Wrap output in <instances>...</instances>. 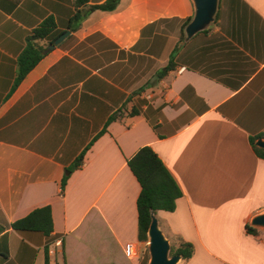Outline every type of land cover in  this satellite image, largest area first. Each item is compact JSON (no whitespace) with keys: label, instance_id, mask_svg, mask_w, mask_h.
Listing matches in <instances>:
<instances>
[{"label":"crops","instance_id":"obj_1","mask_svg":"<svg viewBox=\"0 0 264 264\" xmlns=\"http://www.w3.org/2000/svg\"><path fill=\"white\" fill-rule=\"evenodd\" d=\"M73 11L72 0H0V264H44L54 240L49 264H146L127 166L146 146L181 191L155 214L168 240L193 246L178 264H264V238L245 230L264 212V158L249 141L264 134V0H220L182 46L191 0H120L51 50L38 41L41 59L13 87L27 37L52 18L56 39ZM44 206L49 238L10 228Z\"/></svg>","mask_w":264,"mask_h":264},{"label":"trees","instance_id":"obj_2","mask_svg":"<svg viewBox=\"0 0 264 264\" xmlns=\"http://www.w3.org/2000/svg\"><path fill=\"white\" fill-rule=\"evenodd\" d=\"M89 1L90 0H72L74 11L68 23L70 31L73 32L77 30L82 22L94 11H114L120 0H105L103 3L96 5H90ZM190 20L191 19L187 20L183 25L180 40L184 39L183 30ZM54 28L55 23L53 19L47 18L27 37L26 47L18 59V73L13 87H16L24 76L41 59L45 50L38 46L37 42L46 39H49L51 42L55 40V37L50 38V34ZM172 58H170L166 67L156 73V79L162 78L168 71L173 69ZM116 117L117 114L111 116L107 123L115 120ZM105 131L106 130L104 129L101 134ZM263 136L264 134H261L257 137L249 138L253 151L262 158H264V150L256 147L254 142L257 138ZM84 154L85 152L77 158L74 168H77L82 164ZM127 166L140 186V193L136 202L138 214L137 239L138 242H147V229L150 224L151 213L156 214L159 211L173 212L176 206V200L181 197V191L159 157L150 147L146 146L140 148L133 157L127 160ZM66 181L67 178L62 180V189L64 188ZM10 228L18 233L36 232L49 238L53 232L50 208L48 206L36 208L24 218L13 222L10 225ZM245 230L248 234L253 236H257L259 232L258 229H255L248 224L245 225ZM3 231L4 228L0 226V234ZM176 241L178 242L176 246L170 245V255H179L182 261L189 260L193 253V246L180 239H176ZM44 262V264H49L48 245L45 248Z\"/></svg>","mask_w":264,"mask_h":264},{"label":"water","instance_id":"obj_3","mask_svg":"<svg viewBox=\"0 0 264 264\" xmlns=\"http://www.w3.org/2000/svg\"><path fill=\"white\" fill-rule=\"evenodd\" d=\"M220 0H191L193 15L190 22L184 28V39L179 43L182 46L197 33L205 31L216 19ZM66 30L59 35L48 47L51 50L60 44L68 35ZM254 145L264 150V136L257 138ZM150 224L147 229L148 264H178L181 261L179 255L170 256V243L159 227L154 213H151ZM249 225L255 229L264 231V212L253 216Z\"/></svg>","mask_w":264,"mask_h":264},{"label":"built area","instance_id":"obj_4","mask_svg":"<svg viewBox=\"0 0 264 264\" xmlns=\"http://www.w3.org/2000/svg\"><path fill=\"white\" fill-rule=\"evenodd\" d=\"M61 244L59 240H54L48 244V256L55 257L58 253V248L60 249ZM124 255L125 257L132 261L137 257V251L136 247L133 244H126L124 247ZM53 264H57L56 261H54Z\"/></svg>","mask_w":264,"mask_h":264},{"label":"rangeland","instance_id":"obj_5","mask_svg":"<svg viewBox=\"0 0 264 264\" xmlns=\"http://www.w3.org/2000/svg\"><path fill=\"white\" fill-rule=\"evenodd\" d=\"M161 230H162V228H161ZM257 236L258 237H261V238H264V231L259 230ZM169 239H170L169 240V243H170L171 246H176L177 245L178 242L176 241V239H174V238H169ZM147 244H148L147 242H140V244H138L139 258L140 257L141 258L143 257L144 263H146V264H148V261H149L148 246H147Z\"/></svg>","mask_w":264,"mask_h":264}]
</instances>
